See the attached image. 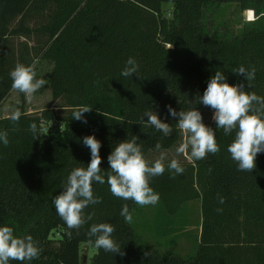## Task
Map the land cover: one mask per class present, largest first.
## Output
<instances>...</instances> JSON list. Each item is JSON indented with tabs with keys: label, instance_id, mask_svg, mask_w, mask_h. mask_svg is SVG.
<instances>
[{
	"label": "trees",
	"instance_id": "16d2710c",
	"mask_svg": "<svg viewBox=\"0 0 264 264\" xmlns=\"http://www.w3.org/2000/svg\"><path fill=\"white\" fill-rule=\"evenodd\" d=\"M164 3L173 4L171 18ZM223 3L237 4L250 20L235 32L212 28L207 12ZM129 57L139 71L125 78L121 71ZM42 62L52 65V105L28 112L22 103L17 122L0 114V132L9 140L7 146L0 142V226L31 235L42 249L38 259L23 264H264V152L257 154L253 172L239 171L227 150L235 130L225 135L212 119L214 110L198 104L216 71L229 84L243 83L247 92L264 97V0H0V107L14 90L9 74L15 66L34 65L38 78ZM240 66L255 68V79L234 73ZM81 106L92 107L84 113L87 123L73 118ZM168 106L177 112L197 108L216 132L220 151L200 160L190 152L177 155L184 137ZM151 109L171 125L170 135L148 125L146 116L141 122ZM46 123L62 128L44 137ZM90 135L101 142L104 171L114 147L134 136L150 163L168 154L164 174L150 186L172 217L200 201L195 254L161 256L140 247L131 222L120 214L127 204L133 216L137 204L114 196L107 183H93L102 202L84 210L92 219L78 230L67 227L53 199L73 169L90 163L83 144ZM173 158L185 169L175 179L167 170ZM97 223L114 226L113 239L124 255L101 248L84 260L80 245L95 247L88 232Z\"/></svg>",
	"mask_w": 264,
	"mask_h": 264
},
{
	"label": "clouds",
	"instance_id": "9594fccd",
	"mask_svg": "<svg viewBox=\"0 0 264 264\" xmlns=\"http://www.w3.org/2000/svg\"><path fill=\"white\" fill-rule=\"evenodd\" d=\"M138 71V62L129 57L121 76L132 77ZM234 73L243 75L246 81L250 82L255 79L256 69L248 70L240 66ZM9 75L12 79L11 87L28 99L46 84L45 79L37 78L34 65L17 64ZM245 89L243 83L229 84L224 73L216 71L215 75L209 78L203 95H198V104L202 103L214 110L212 119L217 129L222 128L225 135L235 130V137L227 150L237 163L239 171L253 172L257 154L264 152V97ZM168 108L171 116L178 118L176 126L184 137L183 142L176 148L177 155L190 152L191 159L200 160L209 153L216 154L220 151L216 132L203 122L202 114L197 108L179 112L171 106ZM91 110L90 106H81L74 110L73 118L87 123L84 113ZM21 115V111L17 109L11 113L9 119L17 122ZM145 116L148 117V125L162 131L164 135L172 133L171 125L163 122L153 109L143 114L141 122H144ZM30 130L36 134L37 125L32 123ZM0 142L8 145L7 132H0ZM83 144L90 149V163L86 167L73 169L67 177L64 190L53 199L57 214L69 229L78 230L85 225L92 217L86 216L84 210L89 205L102 202L101 197L94 195V182L107 183L114 196L131 200L140 206L155 205L159 202V194L150 186V181L164 174L165 161L168 158L166 152H161L159 157L150 163L134 136L132 140L119 142L114 147L107 158L110 170L104 171L100 167L101 142L94 135H90L83 138ZM155 147L159 150L161 145L157 143ZM167 170L172 173V179L185 171L181 162L175 158L167 164ZM219 203H224L223 197H219ZM120 214L126 222H131L132 215L127 204L122 206ZM114 231L115 228L110 223H97L90 227L88 236L95 237L94 245L97 249L102 248L106 252L122 256L124 252L120 244L113 239ZM41 251L38 242L31 235L17 236L12 227L0 226V264H10V261H19L22 264L30 262L38 259Z\"/></svg>",
	"mask_w": 264,
	"mask_h": 264
},
{
	"label": "rangeland",
	"instance_id": "374dc122",
	"mask_svg": "<svg viewBox=\"0 0 264 264\" xmlns=\"http://www.w3.org/2000/svg\"><path fill=\"white\" fill-rule=\"evenodd\" d=\"M163 11L171 18L173 4L164 3ZM207 13L212 28L226 29L227 32H235L242 26L244 20H250L247 11L242 12L235 3H223L219 7L213 5ZM38 69V79H45L46 84L31 99L26 98L19 91L13 90L0 107L1 115H10L22 103L28 112L41 111L52 105L51 89L48 84V75L52 65L42 62L38 64ZM56 125L46 123L43 128V136H48L56 128H62ZM201 221L199 200L189 202L177 217H172L166 213L159 199L155 205H137L131 224L135 231L136 243L140 247L152 249L161 256L175 254L188 257L197 251ZM80 249L84 260L88 259V261L97 252L96 247L86 246L83 243L80 245Z\"/></svg>",
	"mask_w": 264,
	"mask_h": 264
}]
</instances>
